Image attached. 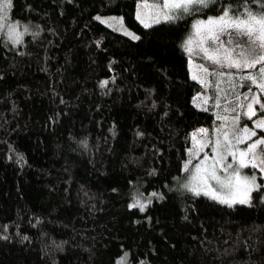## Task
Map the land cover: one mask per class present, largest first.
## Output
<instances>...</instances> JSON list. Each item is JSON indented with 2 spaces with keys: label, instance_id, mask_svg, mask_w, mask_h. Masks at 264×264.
<instances>
[{
  "label": "trees",
  "instance_id": "1",
  "mask_svg": "<svg viewBox=\"0 0 264 264\" xmlns=\"http://www.w3.org/2000/svg\"><path fill=\"white\" fill-rule=\"evenodd\" d=\"M137 1L12 0L27 32H0V264H264L260 190L227 205L171 186L217 104L196 98L183 45L223 0L151 27Z\"/></svg>",
  "mask_w": 264,
  "mask_h": 264
},
{
  "label": "snow or ice",
  "instance_id": "2",
  "mask_svg": "<svg viewBox=\"0 0 264 264\" xmlns=\"http://www.w3.org/2000/svg\"><path fill=\"white\" fill-rule=\"evenodd\" d=\"M211 2L213 0H160L159 11L153 22L173 21L178 19L180 14H191L194 9L199 10V8L207 7ZM11 6L12 0H0V21L8 19L7 10ZM261 7L264 8V5H261ZM141 22L143 23V20ZM145 27H151V24H145ZM192 27L193 36L196 39L194 41L190 36L183 45L190 57L192 55L201 56L202 59L211 62L220 69H251L259 64L261 65L259 78L264 80V12L253 13L247 6V0H245L242 11L233 13V10L229 7L218 17L196 20ZM16 29L17 25L12 24L8 31L9 39H12L14 43H18L23 35ZM25 31H27V28H25ZM125 34L131 36L132 39H139L132 33L126 32ZM221 37L226 39L222 40ZM194 44L195 48L193 47ZM198 67H201L206 75H211L208 68L203 67V65ZM219 74L223 76L225 73L221 72ZM229 78L231 79L230 74ZM193 79H197V77L194 75ZM241 79L256 83L258 78L249 74L242 76ZM200 82L204 83L203 80ZM257 86L260 92L264 93V82L259 83ZM253 104H259L260 107L264 108V104H261L260 100L253 96L252 102L247 105L248 115H255L252 108ZM257 127L264 128V121L258 122ZM206 131L205 129L200 130L201 133H206ZM255 135L254 131L250 132L246 127L241 130V136H247L248 139ZM224 141L231 144L227 132L224 133ZM237 142H241L240 137L237 138ZM205 146L202 143L199 150L203 151ZM260 146H264V138H258L249 144L246 150L240 151L239 154L229 149L227 156H232L233 162L225 166L224 161L227 160V156L220 152L221 141L217 139L212 147V152L216 155L211 158V163L205 166V162L209 160L207 153H205L204 159L195 165L191 181L184 184L183 187L191 190L196 195H200L203 190V194L210 195L213 199H218L221 203L229 205L248 203V193L253 188H258L259 185L256 184L255 176L241 177L240 170L251 166L264 172V148ZM258 148L259 152L257 151ZM190 164L191 160L184 165L185 172L189 171ZM233 164H236L237 167L233 168ZM218 168L222 169L226 175H218ZM229 169H232V171L229 172ZM209 180L216 182L220 192L212 188L208 183ZM242 190L243 195L241 196ZM131 206H139L142 210L145 207L139 200H136Z\"/></svg>",
  "mask_w": 264,
  "mask_h": 264
},
{
  "label": "rangeland",
  "instance_id": "3",
  "mask_svg": "<svg viewBox=\"0 0 264 264\" xmlns=\"http://www.w3.org/2000/svg\"><path fill=\"white\" fill-rule=\"evenodd\" d=\"M221 0H213V2L209 3L207 7H209L213 3H217ZM226 0H223L222 7L219 12L216 13H208L205 16H196L191 23V28L188 32L186 40L192 36L193 40L195 41L196 37L193 36V24L196 22V20H207L209 17H218L220 16L223 11L226 8L231 7V4L225 2ZM262 5H264V1L259 2ZM159 5L160 0H138L135 5V18L137 21L145 26V24H155L153 21L157 16V13L159 11ZM207 7L199 8V10H193L194 12H199L200 10H203ZM250 8V7H249ZM232 9V8H231ZM10 10V9H9ZM9 10H7L8 19L4 21H0V32L6 35V38L10 40L12 43L13 40L9 39L8 31L9 27L12 24L17 25V31L22 33L23 35L27 32L25 31V27L18 22L10 19ZM250 10L253 13H260L264 11H256L250 8ZM234 13V12H233ZM187 15V14H180L179 18ZM139 16V18H138ZM96 18L104 23L105 25L111 27L112 29H115L123 34L126 32L132 33L135 35L128 27L124 24L123 18L121 15H97ZM143 20V23L141 22ZM163 20H161L162 22ZM4 31H3V30ZM21 36V38L23 37ZM131 37V36H130ZM20 38V40H21ZM221 39H226L225 37H221ZM185 40V42H186ZM20 42V41H19ZM18 42V43H19ZM18 43H14L17 45ZM195 48V44L193 45ZM187 53V52H186ZM188 56V69L190 72L191 77L195 75L197 77V81L203 80L204 83H201L203 86V90L197 95L196 98H198L200 101H207L210 98L215 99L217 101L216 106L214 107V114H215V121L209 125V126H202L198 127L197 129H194L190 132V141L191 146L189 149V157L186 161V164L189 160H191V164L189 165V171L185 172L182 178L175 179L171 186L182 188L184 190H187L191 193H193L191 190L186 189L183 187L184 184H187L192 179V174L195 171V165L198 164L201 160L204 159L205 153H207L209 160L205 162V166L211 163V158L216 155V153L212 152V147L215 144V141L219 139L221 141V147L220 152L227 156L228 150L230 149L233 152H236L239 154L240 151L246 150L247 146L251 143H253L258 138H264V128L257 127L258 122L264 121V108L260 107L259 104H253L252 108L255 112V115H248V107L247 105L252 102L253 96H256L261 104H264V93L260 92V89L258 88V84L261 82H264V80H261L260 77V68L261 65H256L254 68L251 69H243V70H236V69H220L218 66L211 64V62L202 59L201 56L197 55H190L187 53ZM200 65H203V67L208 68V72L211 73V75H206L201 67H198ZM225 73L223 76H221L219 73ZM229 74L231 76V79L229 78ZM254 75L257 76V82L253 83L249 80H242V76L247 75ZM235 93L238 94L235 98V102L230 104V100H227L229 98V95ZM227 100L224 101V100ZM226 103L227 106L230 107L232 105L233 111L228 110L227 112L221 111L217 108L218 104H224ZM229 103V104H227ZM248 128L250 132H255L256 135L252 136L251 139H248L247 136H241V130L244 128ZM205 129L207 130L206 133H201L200 130ZM227 132L229 134V140L231 141V144H227L224 141V133ZM241 138V142H237V138ZM211 142V143H208ZM205 144L203 151H200V145ZM261 148H264V146H260ZM259 152V148L257 150ZM192 159H195L192 162ZM233 162L232 156H227V160L224 161L225 166L228 163ZM237 165L233 164V168H236ZM232 169H229V172H231ZM217 174L224 176L226 173L223 172L222 169H217ZM241 177L248 176L256 177V184L259 185L258 188H253L248 193V200L251 202V197L253 191L260 190L261 198L264 200V172H261L258 168H253L251 166L243 168L240 170ZM208 183L212 186V188L216 189L217 192H220L219 186L216 184L215 181L209 180ZM194 194V193H193ZM204 197H207L213 201H216L218 203H221L218 199H213L210 195L203 194V190L201 191V194ZM241 196L243 195V190L241 191ZM225 204V203H222ZM229 205V204H227Z\"/></svg>",
  "mask_w": 264,
  "mask_h": 264
},
{
  "label": "water",
  "instance_id": "4",
  "mask_svg": "<svg viewBox=\"0 0 264 264\" xmlns=\"http://www.w3.org/2000/svg\"><path fill=\"white\" fill-rule=\"evenodd\" d=\"M219 9H220V8H218V9L216 10V12H219Z\"/></svg>",
  "mask_w": 264,
  "mask_h": 264
}]
</instances>
